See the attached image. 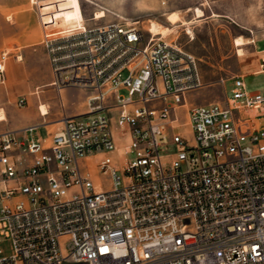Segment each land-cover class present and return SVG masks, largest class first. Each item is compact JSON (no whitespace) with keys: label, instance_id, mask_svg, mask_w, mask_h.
<instances>
[{"label":"built area","instance_id":"built-area-1","mask_svg":"<svg viewBox=\"0 0 264 264\" xmlns=\"http://www.w3.org/2000/svg\"><path fill=\"white\" fill-rule=\"evenodd\" d=\"M149 34L119 21L44 33L53 85L93 93L47 140L0 133V239L15 246L0 264H264V92L237 74L222 101H190L198 59Z\"/></svg>","mask_w":264,"mask_h":264},{"label":"crops","instance_id":"crops-1","mask_svg":"<svg viewBox=\"0 0 264 264\" xmlns=\"http://www.w3.org/2000/svg\"><path fill=\"white\" fill-rule=\"evenodd\" d=\"M177 1L188 2L189 5L187 10L170 8L168 13L177 12L180 16V23H182L181 20H188L192 24L197 20H202L199 19L200 17L206 19L225 17L228 21L234 22L243 28L244 32L236 37L249 38L251 43L242 46L244 49L243 54H239L237 51L239 55V74L245 76L244 60L254 57L256 59L253 62L254 68L249 71L263 73L264 47L260 49L257 43L260 40L264 41V0H207L208 8L195 6L204 11V15L198 17L196 12L190 11L193 7L191 6L193 5L192 0ZM200 1L195 0L197 4ZM40 2L51 4L41 6L44 10L43 13H45L44 22L46 27L65 20L66 26L64 27L66 28L62 32H67L77 27V25L86 24L80 0H77V4L73 0H40ZM146 3L160 9L166 8L164 0H146ZM58 4H62V8H58ZM20 5L21 3L17 4L9 1L0 3V53L12 46L6 62L5 80L0 82V113L4 115L0 116V133L14 131L20 137L47 140L62 127V117L64 115H76L79 107H75V109L72 107L66 108L63 100H61L62 104L57 102V97L52 91H56L61 95L63 88L58 90L52 83L53 72L45 44L37 42L35 36L27 37L29 31L27 23L20 15L12 13ZM247 31L251 34H246ZM38 62H40L39 65ZM92 93L93 91L88 95L87 101ZM21 99L25 102L22 105L19 104ZM41 104L46 105V114L42 113ZM88 109L87 104L86 111ZM33 125L37 127L31 133L26 132V127ZM26 154L19 151L13 154V158L21 160L20 157ZM31 159L32 156L29 155L26 157V162L31 161Z\"/></svg>","mask_w":264,"mask_h":264},{"label":"rangeland","instance_id":"rangeland-1","mask_svg":"<svg viewBox=\"0 0 264 264\" xmlns=\"http://www.w3.org/2000/svg\"><path fill=\"white\" fill-rule=\"evenodd\" d=\"M3 1L14 2L17 4L21 3V5L16 7L12 13H14V15H20V17L24 19L29 28L26 36L37 37V42L44 43V33L46 31L62 32L63 29L66 28L64 27L66 25L63 26L62 23H57L56 25L44 28V24L39 17L40 13L38 4L40 6H48L51 5L49 3H42L40 0H36L37 3H35L34 0H0V3ZM73 1L77 4V0ZM164 1L165 9H160L153 5L150 6L146 3V0H80L87 26L113 21L124 23L137 22L138 26L144 29L147 35H150L147 28L152 21L159 22L163 26L173 27L172 32L167 34V36H164V38L177 41L183 46V48L196 56L204 81L202 87L189 91V100L198 104L222 101L224 98V91L228 89L229 93H231L230 89L233 84V77L240 72L239 55L237 54L238 50L234 41L238 34L244 32L243 28L234 22L228 21L225 17L212 19L200 17L199 19L202 20H197L187 26L186 24H183L187 20H181L182 23L179 22L180 16L177 12L173 11L170 14L168 12H170V8L187 10L189 7L188 2H178L177 0ZM192 4L193 5L191 6L193 7H191L192 9L190 11L193 13H195V6H204L208 8L207 0H201L198 4L195 0H192ZM62 6V4H58V8H62ZM100 10L105 11L106 16L95 19V13ZM42 12H44V10H42ZM205 13H207V11H205ZM248 33L251 34L247 31L246 34ZM257 46L260 49L264 47V41L260 40L257 43ZM9 48L12 50V46H9ZM255 60V57L244 60L243 68L244 71H246L244 81L248 91L258 90L264 92V71L263 73L249 71L254 68L253 62ZM39 64L40 62H38V65ZM126 76L127 72H124L122 77L124 78ZM118 91L122 95L127 94L125 88H119ZM91 92L92 90L90 88L82 86L63 87L61 95L56 91H52L57 97V102L61 103V100H63L66 108L72 107L75 109V107H79V109L77 108L78 113H76V115L87 112L86 101ZM112 101L113 98L110 97V102ZM111 114L116 116V111L113 110ZM181 118L184 119V114L181 115ZM114 123V126L116 127V120H114ZM124 141L129 142L130 137L128 136ZM28 156L29 155L26 154L20 157V159L25 160V157ZM97 159L98 158L94 157L84 159L83 165L89 166L91 169L97 188L106 189L111 185V177L97 168ZM24 163H26V161H24ZM19 197L20 195L14 196L11 201H15ZM66 242L67 240L64 238L62 240V245L64 247ZM14 247L12 238L2 235L0 239V258L12 255L15 252ZM64 264H76V262L70 259L64 262Z\"/></svg>","mask_w":264,"mask_h":264},{"label":"bare ground","instance_id":"bare-ground-1","mask_svg":"<svg viewBox=\"0 0 264 264\" xmlns=\"http://www.w3.org/2000/svg\"><path fill=\"white\" fill-rule=\"evenodd\" d=\"M33 1V0H32ZM36 1V0H34ZM196 16H202L204 15V11L201 9V8H196ZM103 16H106L105 15V11L103 10H100V11H97L95 13V19H99L100 17H103ZM60 23L64 25H66V21L65 20H62ZM183 24H191V22H189L188 20L185 21ZM173 30V27H170V26H163L162 24H160L159 22H156V21H152L150 22L148 28H147V31L149 33H153L157 36L161 35V36H167V34H169L170 32H172ZM191 31V30H190ZM251 42V40L249 38H245V37H242V36H239L238 38L235 39V44L239 47L238 48V51H239V54H243L244 53V49L242 48L243 45L247 44ZM40 109L42 111V113L46 114L47 113V107L45 104H41L40 105ZM0 116H4L3 113H0Z\"/></svg>","mask_w":264,"mask_h":264}]
</instances>
